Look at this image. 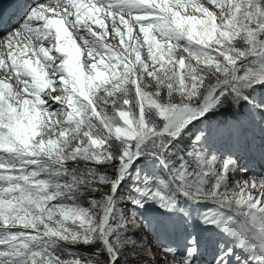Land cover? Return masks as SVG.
Here are the masks:
<instances>
[{
    "label": "snow or ice",
    "instance_id": "6c2138e0",
    "mask_svg": "<svg viewBox=\"0 0 264 264\" xmlns=\"http://www.w3.org/2000/svg\"><path fill=\"white\" fill-rule=\"evenodd\" d=\"M17 6L0 264H264V0Z\"/></svg>",
    "mask_w": 264,
    "mask_h": 264
},
{
    "label": "rangeland",
    "instance_id": "374dc122",
    "mask_svg": "<svg viewBox=\"0 0 264 264\" xmlns=\"http://www.w3.org/2000/svg\"><path fill=\"white\" fill-rule=\"evenodd\" d=\"M115 43V42H113ZM249 137H251V134H249ZM255 145L259 144V139L257 136V139L254 141ZM137 223H140L139 220H137ZM130 227H134V225H130ZM144 235L147 237V239L149 240V242L152 244L153 250L156 251V239L158 238L157 235L155 233H151V232H144ZM162 239V237H160Z\"/></svg>",
    "mask_w": 264,
    "mask_h": 264
},
{
    "label": "bare ground",
    "instance_id": "6f19581e",
    "mask_svg": "<svg viewBox=\"0 0 264 264\" xmlns=\"http://www.w3.org/2000/svg\"><path fill=\"white\" fill-rule=\"evenodd\" d=\"M156 251H158V250H156Z\"/></svg>",
    "mask_w": 264,
    "mask_h": 264
}]
</instances>
